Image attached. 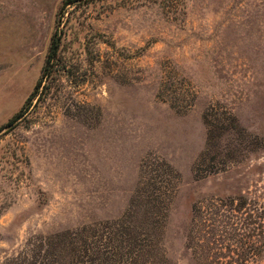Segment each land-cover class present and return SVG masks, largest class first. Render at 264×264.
I'll return each instance as SVG.
<instances>
[{
	"label": "rangeland",
	"instance_id": "374dc122",
	"mask_svg": "<svg viewBox=\"0 0 264 264\" xmlns=\"http://www.w3.org/2000/svg\"><path fill=\"white\" fill-rule=\"evenodd\" d=\"M61 1L0 0V264H264V0H84L9 124ZM211 106L241 128L215 174Z\"/></svg>",
	"mask_w": 264,
	"mask_h": 264
},
{
	"label": "trees",
	"instance_id": "16d2710c",
	"mask_svg": "<svg viewBox=\"0 0 264 264\" xmlns=\"http://www.w3.org/2000/svg\"><path fill=\"white\" fill-rule=\"evenodd\" d=\"M83 1L84 0L61 1L55 14V25L50 37L44 63L41 67L40 76L36 80L32 91L26 98L27 107L23 106L21 110L8 122L9 124L23 116L25 111L30 108L33 99L35 102H42L51 83L48 79H52L55 75H57V73H62L67 70V63L64 57L65 49L63 39L67 32L70 11L79 6V4ZM202 118L206 127V148L204 155L199 161V166H202L203 162H206L207 165L199 168L204 170L205 173L215 174L226 169L230 159L232 158L231 153H227L223 157L218 153H212L211 155H208L211 157L208 161L204 156L209 154V152H212V150H218L220 141H222V139L224 140L227 134H230L233 131L237 132L241 128L238 129L236 118L220 106H211L207 111L203 112ZM217 156H220L221 158ZM220 163H222V166ZM200 212V208H197V206L194 205L193 213L200 214ZM56 252L57 259L54 263H59L60 257L64 255L72 257L70 258L71 261L75 260L77 262L80 258H84V255L80 254L83 251H77L76 249L70 250L68 254H64L61 251ZM85 256L87 257L88 255ZM95 257L98 258L99 255L97 254ZM88 261L92 262V259H89Z\"/></svg>",
	"mask_w": 264,
	"mask_h": 264
}]
</instances>
